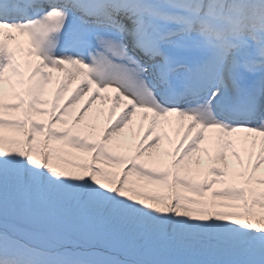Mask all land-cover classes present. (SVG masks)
Wrapping results in <instances>:
<instances>
[{"label":"snow or ice","instance_id":"obj_1","mask_svg":"<svg viewBox=\"0 0 264 264\" xmlns=\"http://www.w3.org/2000/svg\"><path fill=\"white\" fill-rule=\"evenodd\" d=\"M12 33L28 37L27 55L39 63L17 61ZM45 69L65 74L50 113ZM86 93L72 125L56 128L69 125L64 117ZM97 99L112 101L110 115L124 109L101 142L94 125L77 127ZM138 111L150 123L128 159L109 142ZM173 117L184 129L179 143L153 153L169 140L157 127ZM208 129L219 130L221 163L207 167L213 179L195 182L202 161L192 154ZM241 132L254 134L250 144L243 138L246 165L225 139ZM229 150L239 172L229 171ZM145 153L156 167L137 163ZM262 166L264 0H0V264H264ZM218 183L225 186L213 190Z\"/></svg>","mask_w":264,"mask_h":264},{"label":"rangeland","instance_id":"obj_2","mask_svg":"<svg viewBox=\"0 0 264 264\" xmlns=\"http://www.w3.org/2000/svg\"><path fill=\"white\" fill-rule=\"evenodd\" d=\"M57 77L55 79H52V83L48 86L52 89V97L50 96L47 88L45 89L44 93V99L48 101V104L45 106L46 109L51 111V105L52 101L55 96V90L59 86V83L64 81V73L58 72ZM83 80L82 77H78L77 79L71 81L67 85V89L64 93H62L59 104L62 106L64 103L67 102V100L71 97V95L74 94L76 89L81 85V81ZM101 95H105L104 93H101ZM91 93H86L79 103L73 105L71 108H69V114L64 117V119H67L69 121V125H56L55 127L58 129H63L65 127L71 126L72 123L75 121V118L79 115L80 111L85 107L87 104V101L90 99ZM6 103H15V100L10 96H6ZM112 109V101L109 100H100L97 99L92 102L91 107L88 109V111L85 113L83 120L81 122V125L77 126L78 128L84 129L85 132H92L91 128H85L86 125H94L95 126V131L92 133V139L96 142H101L102 141V130L106 126H109L111 122H113L119 114L124 110L123 109V102L121 103L120 107H117L115 109V114L110 115ZM21 112L17 113H12V115L17 116L21 115ZM150 115V114H149ZM35 119L40 120L41 122H46L49 117H34ZM173 120V124L170 126H164L161 128L160 126L157 127L156 133L154 134H161L163 135L164 133H167L169 140L171 143H169V140H162L159 148L158 149H152L153 153H156L158 150L162 151L165 149H172L175 147L176 144L179 143V140L181 139L183 135L184 129H178V125L175 123L176 119L175 117L170 118ZM149 121L148 120H143L142 119V114L138 111L137 115L132 117L131 123L117 136H114L110 142H109V147H111L114 151H116L118 154L124 156L125 158L132 159L136 157V153L139 150L140 147V140L143 137L144 132L147 130L149 126ZM185 125L187 124V121L184 122ZM177 131H179V135L177 134ZM6 135L9 136H14L16 138H23L19 134L12 133V132H7ZM218 136H219V130L218 129H208L205 132V139L203 142L200 144V149L201 151L198 153L192 154L193 160L196 158H199L202 161V166L201 170L197 172L192 173V178L194 179L195 182H203L204 180H211L213 177L207 175V167L216 164L219 165L221 162L218 160L217 156V148H218ZM248 137V144H250L251 138L254 137V134H248V133H234L230 137H225V139H231L236 145V148L238 151L241 153V157L245 162V165L247 164V153L243 150L245 147L248 146V144L244 143L243 138ZM257 140V146L255 149V152H259L260 146H259V140L261 139L260 137H255ZM37 141L42 140V137H37ZM55 143V142H54ZM119 145V147H117ZM58 146V145H57ZM207 149V155L205 154L204 150ZM65 151L72 153L73 157H81L83 159H86L90 162V154L86 153H79L76 152L73 149H65ZM211 157V160L209 159ZM226 158H227V163L229 165V171L230 172H239L240 165L239 163L232 157L231 155V150H229L226 153ZM161 159H163L166 163L171 162V157L170 156H161ZM254 159V158H253ZM137 163H144L147 166H152L156 167L152 161H149L148 159V154L145 153L143 157H139L137 159ZM100 167H105L104 165H98ZM125 166H111L107 167V171L115 172V173H121L123 168ZM264 175V166L261 167L260 172L257 173V177H260ZM129 180L131 181H136V177L130 176ZM144 191L152 194H164L163 190L160 189L156 185H149L146 184L143 181L138 182ZM237 184H240L241 181L237 180ZM225 185L224 184H216L213 186V190H221ZM259 187V186H257ZM211 192L206 193V198H210Z\"/></svg>","mask_w":264,"mask_h":264},{"label":"bare ground","instance_id":"obj_3","mask_svg":"<svg viewBox=\"0 0 264 264\" xmlns=\"http://www.w3.org/2000/svg\"><path fill=\"white\" fill-rule=\"evenodd\" d=\"M12 35L15 37V39L12 41H8L7 46L10 50L15 51L17 61L21 63L22 65L26 61L30 62L33 66L39 63V61L37 60L35 56L27 55L28 51L30 50V43H29L28 37L25 35H20L18 33H12ZM47 70L51 72L52 79H55L57 77L55 73L56 71L51 70V69H47ZM47 90L50 96L52 97V89L50 88V86H48Z\"/></svg>","mask_w":264,"mask_h":264}]
</instances>
